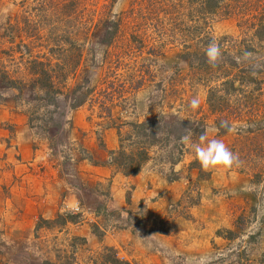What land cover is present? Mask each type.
<instances>
[{"label":"rangeland","instance_id":"rangeland-1","mask_svg":"<svg viewBox=\"0 0 264 264\" xmlns=\"http://www.w3.org/2000/svg\"><path fill=\"white\" fill-rule=\"evenodd\" d=\"M199 1L0 0V264H264V0Z\"/></svg>","mask_w":264,"mask_h":264},{"label":"clouds","instance_id":"clouds-1","mask_svg":"<svg viewBox=\"0 0 264 264\" xmlns=\"http://www.w3.org/2000/svg\"><path fill=\"white\" fill-rule=\"evenodd\" d=\"M245 55L249 54L246 53ZM205 56L207 62L215 66L222 58L220 46L215 41H212L205 49ZM237 59L239 60V58ZM198 106L199 99L194 97L190 101L189 107L196 109ZM220 126L226 128L229 132L236 130L235 125H229L227 122H221ZM181 141L189 142V135L183 136ZM191 148L196 160L205 170L239 166L238 155L233 153L221 139H209L207 133L202 134L198 142L191 143ZM186 264H210V258L206 256L188 258Z\"/></svg>","mask_w":264,"mask_h":264},{"label":"trees","instance_id":"trees-1","mask_svg":"<svg viewBox=\"0 0 264 264\" xmlns=\"http://www.w3.org/2000/svg\"><path fill=\"white\" fill-rule=\"evenodd\" d=\"M199 5H198V7H199V9H197V10H199V12H202L203 11V13H207L206 11L209 9V8H211L213 11L215 10V5H216V1H214V0H200L199 1V3H198ZM210 10V9H209ZM231 62H234V60L231 58ZM231 66H232V68H233V63L231 64ZM213 67H215L218 71H220V66H213ZM215 69V70H216ZM45 74H46V72H45ZM250 76H248V78L250 79V77H253V75H251V74H249ZM257 75H259V74H257ZM43 76V80L41 81V85H40V87L42 88V89H47V88H50V83L48 82V76H44V75H42ZM239 79H240V77H238ZM243 78H246L245 80L246 81H248V78L247 77H245L244 75H242L241 76V79H243ZM48 82V83H47ZM232 82V81H231ZM249 82V81H248ZM228 83H229V81H228ZM208 96H209V99L211 98V96H213V91L212 90H209L208 91ZM208 104H209V101H208ZM212 104H214V102H212ZM230 110V109H229ZM136 173V169H134V170H132L131 172H130V174H135ZM43 222H46L45 220H42ZM124 264H127V263H124Z\"/></svg>","mask_w":264,"mask_h":264}]
</instances>
